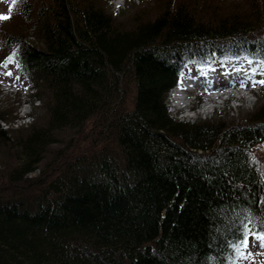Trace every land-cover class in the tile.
<instances>
[{"label": "trees", "instance_id": "16d2710c", "mask_svg": "<svg viewBox=\"0 0 264 264\" xmlns=\"http://www.w3.org/2000/svg\"><path fill=\"white\" fill-rule=\"evenodd\" d=\"M46 1L38 21L23 0L31 33L4 40L44 111L0 124V264H244L241 241L264 236V102L227 125L179 120L167 98L192 65H264L263 8L177 0L128 21Z\"/></svg>", "mask_w": 264, "mask_h": 264}, {"label": "rangeland", "instance_id": "374dc122", "mask_svg": "<svg viewBox=\"0 0 264 264\" xmlns=\"http://www.w3.org/2000/svg\"><path fill=\"white\" fill-rule=\"evenodd\" d=\"M34 3V10L31 13L32 19L38 20L40 16L39 7L47 3L46 0H32ZM177 0H127L124 6L118 10L113 7V0H99L103 5L104 9L112 14H115L120 20H133L140 11L146 12L150 17L157 15L161 7H166L167 5L174 6ZM191 1V0H188ZM193 1V0H192ZM207 4L217 5V10L221 14L229 13H245L250 12L253 4L258 7L263 8L262 20L264 21V0H201ZM25 6L23 5V0H0V16L8 15L10 19L2 20L0 19V107L6 112L7 120L0 121L3 128L12 127L14 129L20 128L22 126H27L23 123L21 116L27 112H32L34 115L41 116L43 114V105L41 101L36 100L33 104V99L30 98L26 89L31 87V82L19 72L17 68V62L15 56L10 54V52L4 47L5 37H8L9 33H16L21 35H26L31 33L28 28L31 24V19H27V16L23 14L25 12ZM27 11V10H26ZM28 12V11H27ZM28 15V13H27ZM39 21V20H38ZM264 29V22L260 26ZM260 29V30H261ZM264 31V30H263ZM29 40L34 41L38 46H43V42L37 35H30ZM8 59V62H4L2 59ZM231 62H226L220 65H211L212 67L228 66ZM249 68L256 71L252 72L251 78L254 84H260L259 81H264V65L261 61L252 62L251 65H247ZM197 65H192L186 72H190L196 69ZM11 72L12 75H7ZM261 90L256 93V95L246 94L245 100L242 101V106L240 103L233 102L228 105H224L222 111L216 116L202 118V121H216L223 122V124L233 125V124H245L251 120L253 113L256 109L264 102V84L261 86ZM30 93L32 91H29ZM135 96L134 88L131 86L130 91L127 94L128 102H132ZM31 99V100H30ZM39 107V108H38ZM172 116L175 117V113L171 110ZM16 118H19L17 120ZM178 118L179 117H175ZM180 120V119H179ZM199 120V119H198ZM33 121V117L30 118ZM192 122L193 119H190ZM30 124V123H28ZM94 125L93 120H89L87 129L92 128ZM95 131V128H94ZM2 137V136H1ZM1 144V143H0ZM251 156L254 161H256L260 166L264 165V141L258 142L251 147ZM3 147H0V167L2 166L3 160ZM37 173V172H36ZM32 175H35L33 173ZM259 237L251 231L247 245L244 248L243 254L249 256V260L245 261L244 264L250 263L251 259H255L254 264H264V247L260 246Z\"/></svg>", "mask_w": 264, "mask_h": 264}, {"label": "bare ground", "instance_id": "6f19581e", "mask_svg": "<svg viewBox=\"0 0 264 264\" xmlns=\"http://www.w3.org/2000/svg\"><path fill=\"white\" fill-rule=\"evenodd\" d=\"M228 62H231V61H228ZM197 66H198V65H197ZM227 68H234V69H237V68H238V65H237V63L231 62L230 65H228V66H224V67H223V66H220V67H214V66H213V67H212V73H213V74H215V73H217V72L220 73V72H222V71H224V70H227ZM186 71H187V70H186ZM186 71L183 73V76L187 73ZM183 76L179 79L178 84L170 89V91H169V95H168V96H171V95H173V94L179 92V91L182 89L181 81H182ZM167 102L170 103V99H167ZM236 102H238V103L241 102V104H239V106H242V101H236ZM43 214H44V213H43Z\"/></svg>", "mask_w": 264, "mask_h": 264}, {"label": "snow or ice", "instance_id": "6c2138e0", "mask_svg": "<svg viewBox=\"0 0 264 264\" xmlns=\"http://www.w3.org/2000/svg\"><path fill=\"white\" fill-rule=\"evenodd\" d=\"M13 3H15V0H13ZM117 6H119V5H117ZM0 19H2V20H8V19H10V16H8V15L0 16ZM7 75L11 76L12 73L11 72H8ZM259 83L264 84V81H259ZM259 241H260V246L261 247H264V236L259 237ZM241 243L246 246L247 245V240L244 239V240L241 241Z\"/></svg>", "mask_w": 264, "mask_h": 264}]
</instances>
